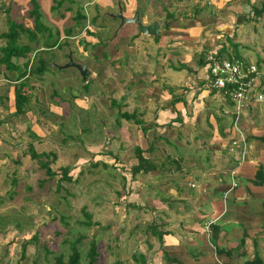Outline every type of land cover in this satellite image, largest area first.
<instances>
[{
    "label": "crops",
    "instance_id": "crops-1",
    "mask_svg": "<svg viewBox=\"0 0 264 264\" xmlns=\"http://www.w3.org/2000/svg\"><path fill=\"white\" fill-rule=\"evenodd\" d=\"M28 1L31 0H17L15 4L24 7ZM117 1L118 13H98L93 28L88 25L78 31L82 20L52 29V40L39 34L35 41L28 39L21 44L22 35L18 45L29 47L30 52L14 58L15 67L0 65V196L6 195L10 184L23 174L32 159L31 148L38 154H54L52 159L59 161L61 169L70 167L73 182L83 175L85 162L132 175V183L137 184L134 196L142 190L141 180L148 178L152 187L165 173L171 179L162 188L169 189L173 200L168 203L170 197L165 198L171 210L167 212L165 227L155 235L163 234V248L177 262L173 264H205L203 259H209L210 253L219 264H246L255 258V252L264 261V183L255 184L259 169L264 170V131H258L264 126V114H260V108L248 111L239 125L246 131L247 161L238 170L239 186L230 194L231 205L221 209L214 195L218 192L223 196L227 191L223 175L231 176L240 157L230 154L228 147L239 136L224 116L230 103L222 93L208 87L206 72V57L212 51L222 58L236 57L264 65V40L259 34L264 31V11L259 13L264 0H149L142 7L139 0ZM109 2L99 3L106 7ZM51 10L46 11L48 15ZM8 12L12 13L0 7V16ZM58 12L53 11L56 17L62 18L61 13L68 15L67 11ZM120 12L126 19L139 13L144 25L158 22L159 36L140 34L135 24L120 28ZM108 24L113 28L109 29ZM25 27L32 30L33 23ZM6 43L0 39V59ZM249 44L261 46L262 56L259 51L251 52ZM72 46L73 51L63 54L64 47ZM110 51L115 54L111 56ZM70 53L75 62L86 65L89 71L84 80L88 87L85 93L76 94L79 87H68L72 86L68 80L60 81L75 68L60 69L55 64L60 60L68 63ZM40 59L49 64L47 72L31 74V65L36 63L39 67ZM105 62L109 64L103 74L91 69L90 63L98 71ZM63 70L66 72H60L61 76L55 75ZM97 78L101 80H94ZM48 81L59 84L52 88ZM60 85L66 86L62 88L66 99L56 102ZM17 91L28 98L19 111ZM50 91L52 95L47 97ZM124 113L133 119H121ZM258 115L262 116L256 120L259 126L253 121ZM121 139L133 145L134 157L129 164L124 160L128 157L122 151ZM161 146L167 161L160 156ZM79 149L84 156L79 155ZM137 150L153 166L135 174L133 169L139 164ZM174 165L177 168L173 169ZM61 169L56 172L60 174ZM177 173L179 185L174 180ZM6 182L9 186L4 188ZM186 193L193 199L186 198ZM174 200L181 202L183 208ZM249 202L251 210L241 211L239 204L246 206ZM222 220L231 222L233 227L244 223L247 231L221 228ZM190 247L199 256L193 257Z\"/></svg>",
    "mask_w": 264,
    "mask_h": 264
},
{
    "label": "rangeland",
    "instance_id": "rangeland-1",
    "mask_svg": "<svg viewBox=\"0 0 264 264\" xmlns=\"http://www.w3.org/2000/svg\"><path fill=\"white\" fill-rule=\"evenodd\" d=\"M56 1L60 0H39L41 10L43 11L44 24L51 26L52 29H56L58 26L65 27L67 24L77 23L78 21L75 16L79 12L86 15L87 18L79 25L78 31L83 26L87 27L89 25V28H91L93 19L100 12L103 13L106 10L113 14L118 13L117 0H110L109 5L106 7L99 3L100 0H67L58 11H67L68 15L61 13L62 18L56 17L52 10L51 14L48 15L46 11L48 8L52 9ZM15 2L17 0H0V7L3 6L4 11H12V13H6V16H0V35L8 32V16L16 23L23 24L24 26L25 24H32L27 12L31 11V1L23 4L24 7L20 5V7L16 6ZM149 2V0H139L141 7L145 6V3L149 4ZM106 19L104 18L105 22ZM108 28L112 29L113 26L108 24ZM259 34L263 36L264 40V31ZM44 37L46 38V35ZM28 39V36L23 35L21 44ZM259 43L261 45V42ZM249 45L251 46V44ZM74 49V46L71 48L64 47L63 54L68 55ZM259 49H261V46L249 47L251 52L259 51V54L262 56ZM55 51L58 52L59 50ZM114 54V51H110L111 56ZM57 62L55 65L61 67L67 64L61 60ZM108 64L109 62H105V65H100V70L98 69V71H96L95 67L92 68V63H90V66L95 73L99 72V74H103V69L107 71ZM260 64L261 62L257 66L259 67V71L261 70V79H264V65ZM70 70L72 73L62 76L60 81L68 80L67 83L72 85L68 87L76 88L74 85L79 87L77 91H74L76 94L85 93L88 88L84 84L85 81L75 69ZM60 72L64 73L66 71H59L55 75L61 76ZM74 78L76 80L73 81ZM94 80L98 82L101 78ZM48 83L52 88V85L59 84L57 81H48ZM48 83H46V86H49ZM63 87L66 88V86L60 85L56 89V92H59L55 100L56 102L66 99V94L62 93L65 92V88L62 89ZM51 93V91L48 92L47 97L52 95ZM46 98H43V100ZM99 101H102V98H99ZM259 108L262 110L260 114H264V104L253 107L254 110ZM259 116L260 118L262 117L258 115L253 120L256 125V120H261ZM225 117L230 119V124L233 126L234 122L231 115ZM242 119L239 121L240 123ZM259 125L258 123L257 126ZM261 128L258 131L263 133L264 126H261ZM240 130L242 131V129ZM242 133L244 134L243 136L246 135V131L245 133L242 131ZM121 141L124 143L122 151L128 157H125L124 160L129 164L134 157L132 142L127 144L124 140L121 139ZM162 146L159 153L161 158L167 161L166 151ZM50 148L52 147L50 146ZM78 152L79 155L84 156L81 149ZM225 158L228 159L227 157ZM86 163L83 164V175H79L76 182L68 181L62 184L58 183V176L54 179H48L45 171L39 168L38 162L31 159L25 165L23 174L15 178L17 182L11 183L7 194L0 196V264H56V259L60 256L68 263L69 258L73 254V246L79 239L81 241L76 245V248L81 255L80 264H90L88 253L92 242H95L98 247L96 264H159V262L168 264L163 253H167V251L164 250L165 248H163V242L160 241V237L155 234L165 227L167 212H169V209L171 210L167 203H165L167 201L165 198L170 197L168 203H171L173 195L169 189L162 188L164 184L169 183L170 176H167L165 173L162 174V172L163 176L158 177L161 180L159 181L161 185L159 182H153L152 187L150 186L151 181L148 178L141 180L139 188L142 190H139L138 196H134L137 190V184L135 182L132 183L134 176H125L122 172L111 170L107 165L105 166L106 168H102L98 165L97 167L89 166ZM21 167L22 164L19 170ZM61 167L62 165L59 161H55L51 165L54 172L59 171ZM110 167L113 169L114 166L110 165ZM172 168L175 169L177 167L174 165ZM117 169L115 167V170ZM19 170H17L18 173H21ZM179 173L174 176L177 185H179ZM223 178V187L228 191L232 187V177L224 174ZM129 181L131 182L130 186ZM144 183L148 185L146 188L142 186ZM5 186L8 187L9 182L8 184L7 182L5 185L3 184L4 188ZM149 187L153 188V190H150ZM155 187L158 188L155 189ZM192 190L196 191L194 188ZM194 192L189 193L192 194ZM189 193H186L185 197L193 199ZM225 194L222 196L217 192L214 195L220 201L221 209H225V207L231 205L230 194L227 197ZM174 203L179 208H183L184 206L183 204L181 205V202H176V200H174ZM239 208L241 211H246L247 209L250 211L251 203L249 202L246 206L241 203L239 204ZM84 211L91 215L90 220L85 217ZM225 222L228 221L222 220L221 228L237 232L239 227L247 231L244 223H237V227H233L231 222ZM152 227L154 228V232ZM187 237L189 238V235ZM187 242H190V240H187ZM200 242L202 243L203 241ZM205 242L207 243L206 239ZM155 247H158L157 251ZM190 249L194 254L193 257L199 256V252H196L195 248L190 247ZM210 254L211 259L209 258L210 262L208 264H219L213 254ZM140 255L142 256L140 257ZM144 258L145 260L143 261L142 259ZM209 259H203L205 264Z\"/></svg>",
    "mask_w": 264,
    "mask_h": 264
},
{
    "label": "trees",
    "instance_id": "trees-1",
    "mask_svg": "<svg viewBox=\"0 0 264 264\" xmlns=\"http://www.w3.org/2000/svg\"><path fill=\"white\" fill-rule=\"evenodd\" d=\"M67 0H60V1H56L54 2L55 5L52 7V11L58 10L59 8H61L64 5V2H66ZM264 9V8H263ZM263 9H261V11H259L260 14L263 13ZM30 20L33 23V28L32 30L26 28L23 24H19L16 23L10 16H8V27L9 30L8 32L0 35V39L2 40H6V46L4 48L1 49V53L3 55V57L0 59V65H6L7 68H11L12 66L15 67V65L13 64V59L14 58H22L24 57V55H26L27 53L30 52V48L29 47H21L18 45V41L20 40L22 35H26L28 36V38L31 41H35L38 38V35L41 34L43 37L44 35H46L48 40H52L54 37L53 35V30L52 28L47 27L44 22H43V13L41 10V6L39 3V0H31V11L28 13ZM76 20L77 21H82V20H86V15L82 14L81 12L77 13L76 16ZM95 20L92 21V23ZM48 34V36H47ZM70 34V33H69ZM57 35L59 36V33L57 32ZM52 48V47H50ZM40 66L38 67L36 65V63H33L31 66V74L35 75V74H39V75H44L47 72V68L49 66V64H47L45 62L44 59H40ZM29 66V63L27 64V67ZM258 67V66H257ZM263 87V81H262V85ZM227 100H228V96H224ZM17 101V109L18 111L21 109V107L28 102V98L27 97H23V95L21 94V92L17 91V95H16ZM228 102L230 103V101L228 100ZM231 104V103H230ZM253 110V109H252ZM251 110V111H252ZM250 112V111H249ZM121 119H125L127 121H130L133 119V117L127 113L121 114L120 115ZM138 153V160H139V164L133 169L135 174H138L142 171H145L147 169L152 168V162L149 161L148 159H145L142 156V153L140 152V150H137ZM30 154H31V158L32 160H35L36 162H38L39 164V168L42 171H45V174L47 176L48 179H54L56 176H58L59 178V184H62L64 182H68V181H72L71 177H70V172L71 169L70 167H66V168H62L60 174L58 175L57 172H54L51 168V165L53 162H55L56 159H52V157L54 154H38L33 148L30 149ZM264 183V170L262 168L259 169L257 176H256V181L255 184L256 185H261ZM84 215L87 219H91V215L86 213V211H84ZM153 232H154V228L152 227ZM159 234V232H158ZM163 234H161L159 237L160 241L163 242ZM79 241H81V239H79L73 246V254L71 255V257L69 258L68 263H66L63 259L62 256L58 257L56 259V264H80L81 262V255L79 253V251L76 248V245L79 244ZM216 247V246H215ZM216 252L217 254H220L221 251L220 249L217 247L216 248ZM164 253V257L166 258V263L168 264H173L176 261L173 260L172 258L169 257V255L166 252ZM142 255H140L141 257ZM144 257V256H143ZM88 258L90 259V264H96L97 263V259H98V247L96 245L95 242H92L89 253H88ZM143 261L145 260L142 259ZM246 264H264V261L260 258V256L258 255V253L255 252V258L251 261L246 262Z\"/></svg>",
    "mask_w": 264,
    "mask_h": 264
},
{
    "label": "built area",
    "instance_id": "built-area-1",
    "mask_svg": "<svg viewBox=\"0 0 264 264\" xmlns=\"http://www.w3.org/2000/svg\"><path fill=\"white\" fill-rule=\"evenodd\" d=\"M206 72L209 77L208 87L228 96L231 104L224 114L231 115L234 122L232 128L239 136L238 139H233L228 147L230 154H239L240 157L231 171L232 187L226 192L227 197L239 186L238 170L247 161V141L240 130L239 121L255 105L264 104L262 74L253 62L236 57L222 58L214 51L209 52L206 57Z\"/></svg>",
    "mask_w": 264,
    "mask_h": 264
},
{
    "label": "water",
    "instance_id": "water-1",
    "mask_svg": "<svg viewBox=\"0 0 264 264\" xmlns=\"http://www.w3.org/2000/svg\"><path fill=\"white\" fill-rule=\"evenodd\" d=\"M118 18L121 20L120 28H122L125 24H135L137 25L140 34L150 35L155 38L159 36L160 33L159 23L154 22L150 25H144L141 19L139 18V13H137L133 19H126L124 18L122 12H120ZM59 68L60 69L75 68L80 72L83 80H87L89 76V71L86 65L75 62L71 53L69 54V62L65 66Z\"/></svg>",
    "mask_w": 264,
    "mask_h": 264
}]
</instances>
